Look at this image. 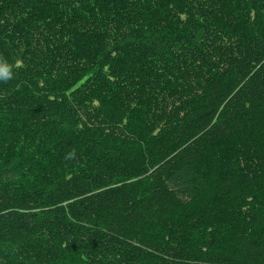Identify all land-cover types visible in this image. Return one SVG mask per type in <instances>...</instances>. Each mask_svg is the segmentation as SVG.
I'll return each instance as SVG.
<instances>
[{"label": "trees", "instance_id": "obj_1", "mask_svg": "<svg viewBox=\"0 0 264 264\" xmlns=\"http://www.w3.org/2000/svg\"><path fill=\"white\" fill-rule=\"evenodd\" d=\"M0 264H264V0H0Z\"/></svg>", "mask_w": 264, "mask_h": 264}, {"label": "clouds", "instance_id": "obj_2", "mask_svg": "<svg viewBox=\"0 0 264 264\" xmlns=\"http://www.w3.org/2000/svg\"><path fill=\"white\" fill-rule=\"evenodd\" d=\"M11 75L6 71V66L0 61V79H10Z\"/></svg>", "mask_w": 264, "mask_h": 264}]
</instances>
